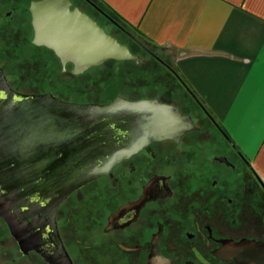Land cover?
<instances>
[{
	"label": "flooded vegetation",
	"instance_id": "obj_1",
	"mask_svg": "<svg viewBox=\"0 0 264 264\" xmlns=\"http://www.w3.org/2000/svg\"><path fill=\"white\" fill-rule=\"evenodd\" d=\"M31 1L0 0V48H17L22 41L38 46L32 43ZM72 2L138 60H108L74 73L71 63L62 65L52 50L38 46L48 49L57 65L55 76L46 80L48 89L34 85L25 92L7 78L11 88L76 104H106L118 96L157 98L190 115L196 128L144 145L54 208L40 199L39 182L30 183L38 188L34 192L8 181L13 153L0 138V264H264L261 179L183 87L167 57L105 17L93 0ZM6 7L5 17L13 11L17 16L16 38L5 31ZM0 64L7 77L1 59Z\"/></svg>",
	"mask_w": 264,
	"mask_h": 264
},
{
	"label": "water",
	"instance_id": "obj_2",
	"mask_svg": "<svg viewBox=\"0 0 264 264\" xmlns=\"http://www.w3.org/2000/svg\"><path fill=\"white\" fill-rule=\"evenodd\" d=\"M29 12L32 43L52 50L62 65L71 63L74 73L108 60H138L72 0H32ZM195 128L190 115L157 98L118 96L106 104H76L52 94H21L11 88L0 64V138L13 153L8 181L34 192L38 188L30 183L39 182V197L52 208L144 145ZM15 161L18 165L11 167Z\"/></svg>",
	"mask_w": 264,
	"mask_h": 264
},
{
	"label": "crops",
	"instance_id": "obj_3",
	"mask_svg": "<svg viewBox=\"0 0 264 264\" xmlns=\"http://www.w3.org/2000/svg\"><path fill=\"white\" fill-rule=\"evenodd\" d=\"M171 51L183 87L264 184V0H98Z\"/></svg>",
	"mask_w": 264,
	"mask_h": 264
},
{
	"label": "rangeland",
	"instance_id": "obj_4",
	"mask_svg": "<svg viewBox=\"0 0 264 264\" xmlns=\"http://www.w3.org/2000/svg\"><path fill=\"white\" fill-rule=\"evenodd\" d=\"M2 10H4L1 11V14L3 15L5 23L10 24V26H5L6 30H4L10 32V39L16 38V36H18V33H20L17 32L16 28L12 29L17 17L16 13L15 11H13V15L7 18L5 17L6 15L4 16V12L9 11L10 8L6 7ZM25 22L26 20L23 19L22 23ZM21 27L25 28V25H22ZM7 32L5 34H8ZM130 33L141 43L151 48L155 53L167 57L172 64L171 51L169 49L152 45L151 43L137 35L134 31L130 30ZM0 59L5 67L9 82L13 86H15L18 82L19 85H17L20 86L25 92H28L29 89L34 85L38 86L40 90L48 89V83L46 80L49 78L52 79L56 73V61L53 60L48 49L34 46L30 43H26L25 41H22L20 44H18L17 48L14 45H8L0 48ZM18 77L20 79H17ZM32 89L35 88L33 87Z\"/></svg>",
	"mask_w": 264,
	"mask_h": 264
},
{
	"label": "trees",
	"instance_id": "obj_5",
	"mask_svg": "<svg viewBox=\"0 0 264 264\" xmlns=\"http://www.w3.org/2000/svg\"><path fill=\"white\" fill-rule=\"evenodd\" d=\"M94 2L100 7V9L102 10L101 12H104L103 15L105 17L107 16L111 20L115 21V23L126 27L130 31V29L124 23H122L113 13H111L103 4H101L98 0H94Z\"/></svg>",
	"mask_w": 264,
	"mask_h": 264
}]
</instances>
